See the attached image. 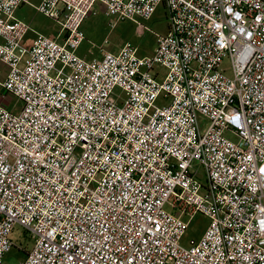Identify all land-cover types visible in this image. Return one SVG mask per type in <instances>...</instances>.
<instances>
[{"label": "built area", "instance_id": "1", "mask_svg": "<svg viewBox=\"0 0 264 264\" xmlns=\"http://www.w3.org/2000/svg\"><path fill=\"white\" fill-rule=\"evenodd\" d=\"M26 2L0 0V264L26 250L15 227L32 243L17 264H264V0H41L63 38L29 48ZM96 5L162 8L167 33L148 57L85 60Z\"/></svg>", "mask_w": 264, "mask_h": 264}, {"label": "rangeland", "instance_id": "2", "mask_svg": "<svg viewBox=\"0 0 264 264\" xmlns=\"http://www.w3.org/2000/svg\"><path fill=\"white\" fill-rule=\"evenodd\" d=\"M96 12L95 16L89 17L85 20L82 27L86 40L81 44L79 50L83 52L84 56L79 57L83 59L98 60L105 52L117 53L125 43L132 44L139 57H148L153 55L155 51V36L157 34L163 35L167 33L168 20L166 19L162 8H158L149 21H142L141 19L135 21L127 19L117 21L116 17H107L102 12ZM139 25L142 28H140ZM143 28H148L150 31H145ZM0 67L5 71L3 66ZM220 68L225 70L227 76L231 77L229 60L224 59ZM154 71L161 73L162 76L166 73L165 69L160 66H157ZM2 79L3 78H1L0 81ZM4 103L7 109L13 111L14 109H12V107L17 108L18 104L16 100L11 97H7ZM168 103L169 100L165 101L160 97L159 100H157L156 105L161 106L167 105ZM228 136L232 141H236L234 136L230 134ZM207 224L208 220L203 216L191 218L189 221V227L181 240V245L188 247L191 241H197L203 235ZM11 239L15 243H21L26 248L24 254L27 253L32 246L31 241L23 237L22 230L19 227H15ZM23 257V255L17 254L16 250H13L6 255L3 264H17L23 259Z\"/></svg>", "mask_w": 264, "mask_h": 264}, {"label": "crops", "instance_id": "3", "mask_svg": "<svg viewBox=\"0 0 264 264\" xmlns=\"http://www.w3.org/2000/svg\"><path fill=\"white\" fill-rule=\"evenodd\" d=\"M40 1L41 0H27V2L22 4L14 13L15 20L20 21L27 25V31L22 39V45L26 48H29L33 44L35 39H37V37L39 36H44L46 38L55 40L57 42H60L63 38V31L61 29V26L53 22L52 20L40 15L36 11L35 6L39 4ZM96 11L100 13L102 12L104 14V9L101 5L95 6V12ZM90 17H93V16H90ZM85 40H86V36H85ZM80 48H81V45L77 49L76 53L78 56L83 57L84 54L82 51H79ZM102 55H101V58H102ZM85 60H88V59H85Z\"/></svg>", "mask_w": 264, "mask_h": 264}, {"label": "trees", "instance_id": "4", "mask_svg": "<svg viewBox=\"0 0 264 264\" xmlns=\"http://www.w3.org/2000/svg\"><path fill=\"white\" fill-rule=\"evenodd\" d=\"M16 253H17V254H21V255H23L24 257H25V255H26V253L24 254V252H21V253L19 252V253H18V252L16 251Z\"/></svg>", "mask_w": 264, "mask_h": 264}]
</instances>
